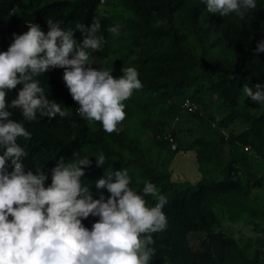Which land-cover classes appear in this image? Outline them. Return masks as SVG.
Returning <instances> with one entry per match:
<instances>
[{
    "label": "trees",
    "instance_id": "16d2710c",
    "mask_svg": "<svg viewBox=\"0 0 264 264\" xmlns=\"http://www.w3.org/2000/svg\"><path fill=\"white\" fill-rule=\"evenodd\" d=\"M117 1L135 17L133 23L121 24L119 28V31L128 29L131 32L127 38L129 43L125 47L127 52L120 56L119 61L124 63L128 57L135 58L133 64L139 73L138 78L143 85L141 89L146 99L155 105L180 97L201 103L206 95L217 96L225 113L217 122V129L227 128L239 118L248 123L243 131L236 135L229 133L226 142L221 136L219 142L236 145L243 151L256 152L264 159V104L253 102L246 95L239 102L245 85L253 91L256 90L257 83L264 86V52L255 51L257 44L264 42L261 0H255V9L247 11L246 19L240 25L231 21L230 14L222 17L208 13L203 0ZM100 4L101 0H0V52L6 51L13 42L14 33L20 35L28 31L27 22L38 24L46 33V21L49 18L54 22L59 21L64 30H75L77 22L90 26L93 19L97 18L101 23L99 34L104 36L105 43L101 50L89 51L97 59L105 60L110 53L108 29L111 26L108 19L99 13ZM262 10L264 13V9ZM181 15L190 22L192 30L198 35V41L205 38L199 17L202 22L213 25L208 49L216 51L225 60H217L211 54L196 59L179 46L175 22ZM157 20L164 23L157 27ZM74 38L80 43L83 36L75 31ZM193 68L200 72L197 81L190 77ZM64 71L63 68L50 69L37 79L49 100L67 108L70 113L67 117L57 116L49 120L37 113L35 121L26 122L18 109H9L12 112L11 118L23 122L26 130L31 133L29 140L18 138L17 141L27 153L21 160L24 170H30L34 174L38 171L44 173L47 176V187L51 183V170L61 157L65 163L88 157L92 165L84 168L85 174L81 180L89 188L93 199H98L100 195L105 198L109 195L106 189L95 187L98 179L132 166L133 171L127 172L129 176L136 172L137 180L133 184V191L142 195L144 185L150 182L161 195L167 197V203L162 208L167 227L152 234L155 244L151 247L155 248V254L149 264H231L235 244L231 239L213 233L211 227L216 220L209 205L220 196L237 195L247 186L248 182L242 183L237 179L240 177V158H235L221 167V177L218 180L202 179L195 184L170 182L165 175L155 174L139 163V148L133 142L124 144L122 131L108 134L103 131L101 124L90 126L87 120L77 114L78 105L72 100L62 78ZM21 88L22 85H17L15 89L8 91L6 102L10 103L15 99ZM189 88L192 90L188 94ZM151 93L153 96H150ZM258 109L260 112L256 116L246 112ZM111 144L126 148L132 160L125 163L114 161V154L109 146ZM101 152L105 156V163L97 167L96 157ZM210 153L214 151L211 149ZM2 154L3 150L0 149V155ZM197 161L204 160L197 156ZM8 171H11V167ZM144 199L149 207L158 202L151 195ZM256 215L264 220V208L262 213ZM98 219L99 217L89 216L82 220V224L91 230L92 224ZM260 230L264 245V229ZM192 232L204 235L198 248L188 244V235ZM258 261L254 264H264V252L260 254Z\"/></svg>",
    "mask_w": 264,
    "mask_h": 264
},
{
    "label": "clouds",
    "instance_id": "9594fccd",
    "mask_svg": "<svg viewBox=\"0 0 264 264\" xmlns=\"http://www.w3.org/2000/svg\"><path fill=\"white\" fill-rule=\"evenodd\" d=\"M208 13L227 16L235 13L243 19L255 0H203ZM45 33L38 24L27 22L28 31L13 34V42L0 52V264H149L155 254L154 233L167 227L162 208L167 197L153 183H146L143 194L129 185L127 170L109 173L95 182L97 189L109 195L93 199L82 184L84 168L90 167L88 157L65 163L63 157L47 176L25 171L21 163L27 153L18 138L29 140L31 133L23 122L11 118L9 109H18L23 121L40 117L63 118L67 108L49 100L37 79L50 69L63 68V81L77 114L88 122H99L104 132H116L125 119L124 101L134 90L143 87L134 67L122 68L123 75L114 78L111 71L97 70L90 60V51L103 48L105 39L99 34L100 20L90 26L77 22L75 30H64L60 22L47 19ZM164 21L157 20L159 27ZM119 25L108 29L119 35ZM75 31L83 39L77 43ZM264 52V42L255 49ZM22 85L17 97L6 102L7 92ZM255 91L245 85L243 93L251 101L264 104V86L255 84ZM10 162V163H9ZM105 163L101 152L96 166ZM11 167V171L8 168ZM158 202L149 207L145 196ZM89 216L99 217L91 230L82 224ZM11 217V219H9Z\"/></svg>",
    "mask_w": 264,
    "mask_h": 264
},
{
    "label": "rangeland",
    "instance_id": "374dc122",
    "mask_svg": "<svg viewBox=\"0 0 264 264\" xmlns=\"http://www.w3.org/2000/svg\"><path fill=\"white\" fill-rule=\"evenodd\" d=\"M261 15L264 16V0L260 1ZM99 13L105 16L110 26L135 21L132 12L123 8L117 0H101ZM233 23L240 25L246 19L239 18L235 13L230 14ZM201 22L205 38L198 41V35L192 30L190 22L184 17L176 19L175 27L179 35V46L187 50L196 59L201 56H216L223 61L216 51H209L208 46L212 40L213 25ZM120 28V27H119ZM128 29L119 31V35L110 32L109 56L105 60L97 59L90 53L91 67L97 70L111 71L114 78L123 75L122 68L134 67L135 58L128 57L121 63L120 56L127 50V39L130 35ZM200 72L193 68L190 77L197 81ZM192 89H188V94ZM153 96V93L150 94ZM244 93L239 97L243 100ZM175 98L163 104H153L146 99L142 89L134 90L132 96L124 101L125 119L117 125V129L123 132L124 144L133 142L140 150L139 163L150 169L155 174H163L170 182L195 184L202 179H220V169L227 162L240 158L238 163L240 177H237L247 186L237 195L220 196L210 202V210L215 217L212 225L214 234H220L223 238L231 239L236 249L232 254L231 264L258 263L260 254L264 252L262 244V232L264 220L256 213H262L264 208V159L256 152L243 151L236 145L221 144L220 137L226 142L229 133L236 135L248 127V123L242 118L235 120L224 129H217V122L224 116L220 99L212 94L203 97L197 105V111L193 114H184L180 109L181 99ZM261 104V103H260ZM262 105V104H261ZM247 110L248 114L256 116L259 111ZM90 123V122H89ZM99 122H91L95 126ZM100 124V123H99ZM264 134V133H263ZM169 139L171 141H169ZM113 152V160L121 163L132 160L126 148L117 144L109 145ZM264 146V141H263ZM211 149L214 153H210ZM197 156L200 160L197 161ZM207 158L203 159L202 158ZM132 172V166L126 169ZM130 176L129 187L134 190V182L137 180L136 172ZM256 185H252V184ZM203 234L189 233L188 244L198 248Z\"/></svg>",
    "mask_w": 264,
    "mask_h": 264
},
{
    "label": "built area",
    "instance_id": "2783aa9c",
    "mask_svg": "<svg viewBox=\"0 0 264 264\" xmlns=\"http://www.w3.org/2000/svg\"><path fill=\"white\" fill-rule=\"evenodd\" d=\"M180 109L184 114H193L197 111V105L189 98H184L180 103Z\"/></svg>",
    "mask_w": 264,
    "mask_h": 264
}]
</instances>
